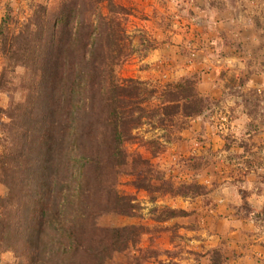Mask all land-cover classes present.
Returning <instances> with one entry per match:
<instances>
[{
    "label": "rangeland",
    "instance_id": "374dc122",
    "mask_svg": "<svg viewBox=\"0 0 264 264\" xmlns=\"http://www.w3.org/2000/svg\"><path fill=\"white\" fill-rule=\"evenodd\" d=\"M62 1L0 0V25L8 15L7 33L17 35L28 24L36 47L35 59L17 68L0 51V169L6 176L0 180V219L11 212L10 230L0 233V264H37L32 244L37 199L16 213V202L6 201L12 194L5 179L15 176L10 149L21 152L25 127L35 163L39 138L58 131L32 134L37 124H45L49 110L33 90L37 44L29 23L37 22L40 6L48 17ZM114 3L127 10L121 17L127 45L106 75L120 85L132 82L142 94V100L127 101L126 116L135 120L123 147L129 163L114 181L137 211L134 216L104 213L97 224L136 227L144 253L131 254L141 255L142 264H264V0ZM178 83L187 84L201 102L179 93L171 98L168 92ZM28 98L26 110L22 104ZM32 161L31 175L37 174ZM69 164L63 161L65 179H57L75 187L83 181L77 165ZM96 187L92 193L98 191L100 203L105 189L101 182ZM127 261L120 255L114 263Z\"/></svg>",
    "mask_w": 264,
    "mask_h": 264
},
{
    "label": "trees",
    "instance_id": "16d2710c",
    "mask_svg": "<svg viewBox=\"0 0 264 264\" xmlns=\"http://www.w3.org/2000/svg\"><path fill=\"white\" fill-rule=\"evenodd\" d=\"M62 2L57 11H48V17L40 6L37 22L33 19L29 23L37 44V67L32 70L37 76V87L33 90L37 101L43 99L48 105L45 110H49L44 115L48 116L45 124H37L32 134L58 131L45 140L39 138L34 164L27 150L32 135L26 127L22 131L21 152L10 149L17 168L13 171L15 176L7 175L12 177L5 179L12 194L6 201L16 202L17 213L37 199V229L32 241L37 249V264H115L120 255L126 256V264H142L144 252L138 246L140 235L136 227L104 228L97 224L104 213L134 216L137 211L132 198L115 188L114 180L129 163L123 147L131 140L129 128L135 120L126 116L125 108L130 105L127 101L141 98L142 94L134 90L132 82L120 85L106 75L127 45L121 19L127 10L114 0ZM6 24H11L8 15L0 25V51L15 68L26 66V62L35 59L36 52V47L31 46L29 25L26 24L25 32L9 35ZM187 86L178 83L168 95L172 98L179 93L197 104L201 102L196 94H189ZM28 100L22 104L26 110L31 104ZM49 119L53 120L48 124ZM30 161L37 174L31 175L27 167ZM63 161L77 165L78 181L83 183L68 187L57 179L60 175L65 179ZM6 162L5 159L3 164ZM22 162L26 164L22 166ZM0 174L3 181V169ZM100 182L105 194L99 203L98 191L93 194L92 190ZM136 187L151 188L145 184ZM10 214L9 211L0 219V233L10 230ZM132 250L141 255H132Z\"/></svg>",
    "mask_w": 264,
    "mask_h": 264
}]
</instances>
